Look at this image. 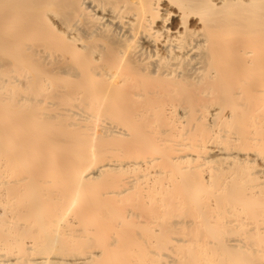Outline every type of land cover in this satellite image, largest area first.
<instances>
[{"label": "bare ground", "instance_id": "obj_1", "mask_svg": "<svg viewBox=\"0 0 264 264\" xmlns=\"http://www.w3.org/2000/svg\"><path fill=\"white\" fill-rule=\"evenodd\" d=\"M0 264H264V0H0Z\"/></svg>", "mask_w": 264, "mask_h": 264}]
</instances>
